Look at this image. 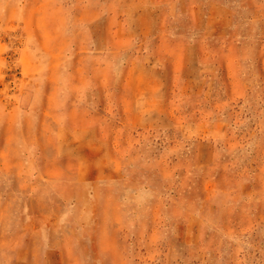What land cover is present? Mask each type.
<instances>
[{
  "label": "rangeland",
  "instance_id": "obj_1",
  "mask_svg": "<svg viewBox=\"0 0 264 264\" xmlns=\"http://www.w3.org/2000/svg\"><path fill=\"white\" fill-rule=\"evenodd\" d=\"M0 264H264V0H0Z\"/></svg>",
  "mask_w": 264,
  "mask_h": 264
}]
</instances>
